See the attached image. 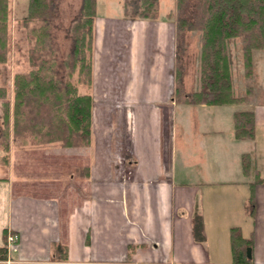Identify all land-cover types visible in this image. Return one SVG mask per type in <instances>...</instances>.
<instances>
[{
    "label": "crops",
    "instance_id": "obj_1",
    "mask_svg": "<svg viewBox=\"0 0 264 264\" xmlns=\"http://www.w3.org/2000/svg\"><path fill=\"white\" fill-rule=\"evenodd\" d=\"M99 5L91 143L28 149L10 143L0 151V248L13 232L15 264H264V49L252 73L255 134L239 139L234 113L246 108L175 95L177 31L170 15H129L122 4L119 14L102 15ZM119 102L131 107L121 119L115 114L123 124L108 128L100 107ZM25 151L77 155L78 164L54 167L63 181L67 175L81 185L70 184L72 194L68 183L70 194L62 197L61 182L16 160ZM243 154L251 158L248 173ZM76 164L86 173L69 171ZM17 175L30 187L17 189ZM233 226L253 240L249 263L233 261ZM57 244L66 259L55 256Z\"/></svg>",
    "mask_w": 264,
    "mask_h": 264
},
{
    "label": "trees",
    "instance_id": "obj_2",
    "mask_svg": "<svg viewBox=\"0 0 264 264\" xmlns=\"http://www.w3.org/2000/svg\"><path fill=\"white\" fill-rule=\"evenodd\" d=\"M132 3L133 12L139 14L138 16L155 18L159 14V0ZM177 7V32L199 30L202 40L201 88L192 92L191 97L185 98V101L233 104L244 100L236 96L233 89V56L230 43L238 37L245 40L243 55L246 75L250 77L253 72V51L264 48V0H196L194 4L192 0H177ZM57 8L58 0H28V9L23 21L30 29L29 33L36 37L29 54L32 67L27 72L14 74L13 102L11 104L6 101L3 104L5 134L8 136L12 130L16 141L22 138L27 143L31 141L33 146L53 141H60L67 147L89 145L93 108L90 89L93 81L97 0H82L80 16L69 26L73 48L65 59V64L70 66L69 79L66 81L57 75L56 51L52 45L51 19ZM9 13V0H0V63L8 60ZM125 14H128L127 3ZM183 46L180 42L179 49L184 50ZM176 70L175 95L179 98L183 92V71L180 64H177ZM74 75H77L76 82L72 80ZM6 97L7 88L0 85V98ZM234 117L236 137H253L254 110H236ZM8 149L9 144L6 145V150ZM242 164L243 171L248 173L251 168L249 154L242 155ZM250 199V213L253 214V194ZM231 242L233 261L249 263L247 247L252 245V238H245L241 228L233 226ZM0 251L1 258H6L7 247L0 248ZM55 256L61 260L66 259V249L63 245L55 246Z\"/></svg>",
    "mask_w": 264,
    "mask_h": 264
},
{
    "label": "rangeland",
    "instance_id": "obj_3",
    "mask_svg": "<svg viewBox=\"0 0 264 264\" xmlns=\"http://www.w3.org/2000/svg\"><path fill=\"white\" fill-rule=\"evenodd\" d=\"M134 1L141 2V0H99L100 13H102V15L119 14L120 10L122 9V7L119 5L122 4L123 7H125L127 3L128 14L139 15L133 12L132 2ZM195 1L196 0H192V4H194ZM81 4H82V0H58V8L51 19L53 26L52 45L54 47V50L56 51V60H57L56 69L58 72L57 75L64 81L69 79L68 73L70 71V66L65 64V59L71 53L73 48V39L69 35V26L73 21L79 18L81 12ZM159 6H160L159 10L162 11L163 15L165 16L170 15L174 21L176 20L177 16L179 15L177 0H159ZM9 7H10V13L8 20V31H9L8 60L4 63H0V85H4L7 88V97L5 99L0 98V113H1L0 151H4L6 149V145L10 143L13 144V146L16 148L23 147L22 149H26L27 147H31V146L35 147L33 146L34 144H32L31 141L27 143V141H25L22 138H19L20 140L16 141L12 133V130L11 132H9L8 136H6L5 134L6 126L4 124V117H3V112H4L3 104L6 101L10 102L11 104L13 102L12 100L14 98L13 97L14 74L20 71L27 72L31 69L32 66L29 63L30 48L33 47L36 40V37L33 34L29 33L30 29L25 26L23 21V17L26 15L28 9V0H9ZM30 25L32 26V24ZM176 33H177L176 49L178 54L177 64L178 65L180 64V67L183 71V92L180 95L179 100L181 99V101H183L187 97L190 98L192 92L199 90L201 88L202 40H201V31L199 30H185L184 32L181 33L176 32ZM180 42L183 43L184 50H182L181 48L179 49ZM244 45H245V40L243 39V37H238L232 40L230 43V50L233 56V64H232L233 89L236 96L244 99L239 103H237L238 106L236 107L253 110L251 109L252 101H253V99L251 98V93L252 90H254V86H253L254 84L252 85L254 78L252 75L250 77L246 75L245 61L243 55ZM260 50L261 49H256L253 51V71L256 62L259 59L258 54L260 53ZM72 80L76 82L77 75H74ZM82 90L84 91L85 89L83 88ZM130 107H131L130 105L124 106L123 103L121 102L101 105L100 110H102L103 114L102 112H100V115L102 116L107 114L108 128L111 125L112 127L115 126V129H117L118 124L120 123L123 124L122 121L120 120L121 114L125 113V109L127 108L130 109ZM226 108L229 107L226 106ZM115 114L120 115V119L118 116H115ZM110 116H113L114 118L113 123L112 122L110 123L109 120ZM98 117L99 116H97V118ZM48 143L51 142H42L40 143V145H46ZM115 143L116 140L114 141L113 144L115 145ZM73 157L74 158L66 157V156L65 157L57 156V155L49 156L41 152L25 151V152H19L18 155H16V160L26 161V162L30 161V163L27 162L28 170L33 171V169H38L40 173L47 175L48 178L50 177L51 181L52 180L54 181L55 179V182L56 181L61 182L59 187L62 188H60V190L58 189L56 192H58L59 194L61 193L62 197L68 198L67 195H69L73 191V189L69 187L70 184L81 185V182L76 178L73 181H71L72 179L68 180L69 176L66 177L67 175H65L64 178L65 181H63V178H61L60 176L58 177L57 175V174L61 175L62 169L54 166L65 165L66 167L67 165H72V162L78 164L79 163L78 156L75 155ZM4 161L7 163L6 158L4 159ZM0 164L4 165V162L0 160ZM73 169L74 170H69V171L86 173L84 171H81V169H83V166H77L76 168ZM15 179H16L15 184L17 189H22L24 186L30 187L29 184H26L24 180L20 179L19 175H17ZM67 184H68V191L70 193H67L65 190ZM51 191L55 192V190H51ZM11 233L13 232H10V234ZM15 262L13 264H15ZM61 263L62 262H60L59 264Z\"/></svg>",
    "mask_w": 264,
    "mask_h": 264
},
{
    "label": "built area",
    "instance_id": "obj_4",
    "mask_svg": "<svg viewBox=\"0 0 264 264\" xmlns=\"http://www.w3.org/2000/svg\"><path fill=\"white\" fill-rule=\"evenodd\" d=\"M16 240H17V234L15 233H11L9 232L8 236H7V258H6V262L7 264H13L15 261L11 258L10 254L12 252V250L14 249V246L16 244Z\"/></svg>",
    "mask_w": 264,
    "mask_h": 264
},
{
    "label": "water",
    "instance_id": "obj_5",
    "mask_svg": "<svg viewBox=\"0 0 264 264\" xmlns=\"http://www.w3.org/2000/svg\"><path fill=\"white\" fill-rule=\"evenodd\" d=\"M247 256L248 258L252 257V248L250 246L247 247Z\"/></svg>",
    "mask_w": 264,
    "mask_h": 264
}]
</instances>
